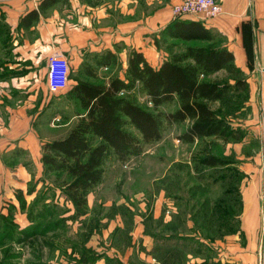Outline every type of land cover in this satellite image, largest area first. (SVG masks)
<instances>
[{"label":"rangeland","instance_id":"374dc122","mask_svg":"<svg viewBox=\"0 0 264 264\" xmlns=\"http://www.w3.org/2000/svg\"><path fill=\"white\" fill-rule=\"evenodd\" d=\"M144 6H139L140 11ZM158 7L161 6L156 4L155 9ZM112 12L110 22L113 24L132 18L119 10L112 9ZM159 25L156 21L154 38L156 35L161 37L158 34L163 28ZM175 41L179 42L175 51L189 45L188 42L168 38V42ZM166 46L162 44L158 50L169 52ZM122 50L125 53L128 48ZM85 59L91 62L89 53ZM126 66L124 60L109 69L95 67L96 77L76 73L70 67V79L106 82L107 77L114 74L123 75ZM225 75L223 72L217 77ZM70 85L71 81L66 90L53 91V105L48 118L58 127L54 130L56 139L66 136L78 120L77 114L82 111L74 99L67 97ZM244 98V93L232 92L227 103H213L215 109L226 115L238 139L226 142L205 137L186 143L180 139L190 125L186 121L168 125L162 139L144 143L142 153L128 161L109 156L104 163L102 182L88 195V213L81 217L76 216L73 203L63 192L65 174L51 172L44 166L38 169L35 164H30L34 178L27 183L26 196L22 191L19 193L21 212L14 209L0 215V264H120L118 256L123 248L129 246L131 236L116 235L119 227L115 224L116 219L121 216L118 213L121 209L115 211L117 206L134 207L138 214L150 215L149 207L158 200L159 206L163 203L162 211L166 205L167 210L164 224L153 222L156 231L184 238L180 243L188 256L204 257L205 264H220L216 260L218 248L211 242L224 238L228 232H240L242 164L256 158L258 149H261V137L256 136L250 108ZM139 102L146 108L152 107L147 96L140 95ZM175 108L176 105L171 104L161 109L173 111ZM127 129L142 137L134 127L128 126ZM98 141V138H92L93 144ZM209 155L228 162L219 166L204 165L201 160ZM85 254L91 257L99 255L96 261L84 263ZM182 255L185 252H181ZM141 257L144 255L134 256L133 263L147 264Z\"/></svg>","mask_w":264,"mask_h":264},{"label":"crops","instance_id":"0c3cea01","mask_svg":"<svg viewBox=\"0 0 264 264\" xmlns=\"http://www.w3.org/2000/svg\"><path fill=\"white\" fill-rule=\"evenodd\" d=\"M42 1L0 0V215L14 209L21 212L19 193L26 196L27 183L34 178L30 164L41 169L43 144L57 137L54 130L58 127L48 118L53 105L48 83L50 53L56 49L64 52L76 73L87 53L102 54L107 50L117 54L120 63L125 60L127 64L129 51L136 49L152 66L159 67L171 54L155 45V23L165 29L173 21L172 7L182 0H69L67 5L57 4L41 13L38 21L22 25V20L38 10ZM218 1L223 13L215 19L204 22L195 16L182 18L202 22L217 33L216 40L188 43L225 45L234 54V63L248 82L247 104L256 136L260 137L264 111V0ZM156 4L161 7L155 9ZM140 5H145L142 11ZM112 9L132 18L113 24ZM121 47L128 50L124 53ZM99 68L109 69L103 65ZM70 81L73 87L78 78ZM242 169L240 232H228L224 238L211 242L218 248L216 260L220 264H264V168L260 148L256 158L243 162ZM159 202L149 207L154 220L162 216L163 203L159 206ZM135 212L130 232L134 243L125 253L119 251L118 258L123 264H134V256L142 254V261L158 264L149 254L155 239L145 231L147 214ZM115 224L124 226L121 216ZM204 261V257L189 256L186 264Z\"/></svg>","mask_w":264,"mask_h":264},{"label":"trees","instance_id":"16d2710c","mask_svg":"<svg viewBox=\"0 0 264 264\" xmlns=\"http://www.w3.org/2000/svg\"><path fill=\"white\" fill-rule=\"evenodd\" d=\"M68 1L43 0L38 10L30 12L22 20V25L38 21L41 13L57 4L67 5ZM158 35L161 37L155 36V45L161 49L162 44H167L171 57L159 67H154L143 52L131 49L123 75L114 74L106 82L78 78L77 84L68 90L67 97L74 99L83 112L77 114L78 120L66 136L43 144V165L51 172L65 174L63 192L73 203L76 216L88 213V195L102 182L104 163L109 156L128 161L142 153L144 143L162 139L168 125L189 121L190 125L180 135L186 143L205 137L226 142L238 139L226 115L213 107V103L218 101L227 103L232 92L244 93L247 100L248 82L234 63V54L225 45L189 44L183 50L175 51L179 42H168V38L184 42L216 40L217 33L200 21L173 20ZM88 60L96 66L85 61L79 73L91 77L97 76L95 67L120 65L118 55L110 50L102 54L91 53ZM223 70L225 76L213 77ZM140 95L147 96L152 103L151 108L140 104ZM171 104L176 105L173 111L161 109ZM128 126L138 130L142 137L128 131ZM94 137L99 139L96 144L92 142ZM201 162L219 166L228 161L209 155ZM119 209L124 226L116 228V235L131 236L136 212L126 205L117 206L115 211ZM166 210L167 205L157 220L152 215L144 218L146 233L155 239V246L149 254L159 261L158 264H186L189 256L180 243L185 239L157 232L153 226V222L164 224ZM130 238L127 248L132 245L133 238ZM181 252H185L182 257ZM98 255L91 257L85 254L83 262H94ZM117 261L123 264L119 258Z\"/></svg>","mask_w":264,"mask_h":264},{"label":"built area","instance_id":"2783aa9c","mask_svg":"<svg viewBox=\"0 0 264 264\" xmlns=\"http://www.w3.org/2000/svg\"><path fill=\"white\" fill-rule=\"evenodd\" d=\"M223 7L218 0H182L172 8L173 20L195 16L207 22L219 17ZM48 83L50 90L63 91L69 87L71 66L67 55L56 49L48 56ZM261 159L264 168V111L261 115Z\"/></svg>","mask_w":264,"mask_h":264}]
</instances>
